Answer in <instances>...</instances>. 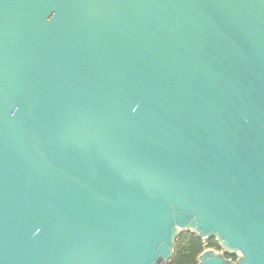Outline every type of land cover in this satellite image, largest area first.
I'll list each match as a JSON object with an SVG mask.
<instances>
[{
    "label": "water",
    "instance_id": "water-1",
    "mask_svg": "<svg viewBox=\"0 0 264 264\" xmlns=\"http://www.w3.org/2000/svg\"><path fill=\"white\" fill-rule=\"evenodd\" d=\"M182 231L264 264V0H0V264H168Z\"/></svg>",
    "mask_w": 264,
    "mask_h": 264
},
{
    "label": "trees",
    "instance_id": "trees-1",
    "mask_svg": "<svg viewBox=\"0 0 264 264\" xmlns=\"http://www.w3.org/2000/svg\"><path fill=\"white\" fill-rule=\"evenodd\" d=\"M185 237L179 234L175 241L173 256L168 264H198L197 258L203 252L204 247L220 249L215 240H202L189 232ZM205 244V246H204ZM232 261L234 256H225Z\"/></svg>",
    "mask_w": 264,
    "mask_h": 264
},
{
    "label": "rangeland",
    "instance_id": "rangeland-1",
    "mask_svg": "<svg viewBox=\"0 0 264 264\" xmlns=\"http://www.w3.org/2000/svg\"><path fill=\"white\" fill-rule=\"evenodd\" d=\"M187 232H185V231H182V232H180V234H181V236H183V237H185L187 234H186ZM204 246H205V244H204ZM207 249H213V250H215V251H217V252H221V249H216V248H207L206 246L204 247V250H207ZM203 250V251H204ZM198 263V262H197Z\"/></svg>",
    "mask_w": 264,
    "mask_h": 264
},
{
    "label": "built area",
    "instance_id": "built-area-1",
    "mask_svg": "<svg viewBox=\"0 0 264 264\" xmlns=\"http://www.w3.org/2000/svg\"><path fill=\"white\" fill-rule=\"evenodd\" d=\"M235 260H236V258H235ZM235 260H233V262H234Z\"/></svg>",
    "mask_w": 264,
    "mask_h": 264
}]
</instances>
